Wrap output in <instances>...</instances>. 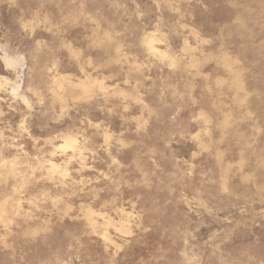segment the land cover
I'll return each mask as SVG.
<instances>
[{
  "label": "rangeland",
  "instance_id": "374dc122",
  "mask_svg": "<svg viewBox=\"0 0 264 264\" xmlns=\"http://www.w3.org/2000/svg\"><path fill=\"white\" fill-rule=\"evenodd\" d=\"M0 264H264V0H0Z\"/></svg>",
  "mask_w": 264,
  "mask_h": 264
}]
</instances>
